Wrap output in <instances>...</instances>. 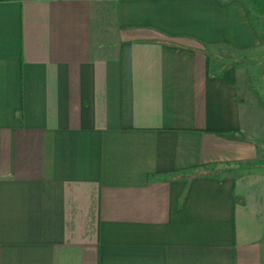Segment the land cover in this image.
<instances>
[{
  "label": "crops",
  "instance_id": "crops-1",
  "mask_svg": "<svg viewBox=\"0 0 264 264\" xmlns=\"http://www.w3.org/2000/svg\"><path fill=\"white\" fill-rule=\"evenodd\" d=\"M0 264H264V0H0Z\"/></svg>",
  "mask_w": 264,
  "mask_h": 264
}]
</instances>
